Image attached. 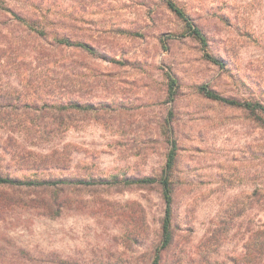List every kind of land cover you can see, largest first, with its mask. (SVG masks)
Masks as SVG:
<instances>
[{
  "label": "rangeland",
  "instance_id": "obj_1",
  "mask_svg": "<svg viewBox=\"0 0 264 264\" xmlns=\"http://www.w3.org/2000/svg\"><path fill=\"white\" fill-rule=\"evenodd\" d=\"M171 1L222 66L203 57L164 0H36L50 31L93 49L84 51L83 67L70 50L57 62L70 66L59 79L73 67L84 72V103L96 107L78 129L52 138L68 152L63 167L54 162L38 174L69 176L84 163V177L157 178L171 148L161 131L168 122L177 145L173 240L159 264H244L248 244L264 235V128L198 87L264 105V0ZM169 77L176 80L173 96ZM4 80L17 83L11 75ZM7 138L0 128V175L33 176L31 164L19 166L27 160L2 150L12 148ZM51 194L0 187V264H152L164 215L158 185L84 186L61 195L57 216L39 205Z\"/></svg>",
  "mask_w": 264,
  "mask_h": 264
},
{
  "label": "trees",
  "instance_id": "obj_2",
  "mask_svg": "<svg viewBox=\"0 0 264 264\" xmlns=\"http://www.w3.org/2000/svg\"><path fill=\"white\" fill-rule=\"evenodd\" d=\"M164 2L167 8L184 24L183 34L200 45L203 57L215 65L222 66L219 59L209 54L206 38L183 10L171 0H164ZM38 8L36 0H0V128L8 132L6 142L12 146L8 148L10 146L5 145L2 150L14 158L28 161L19 166L28 168L31 164V168L35 169L33 176L22 177V179L0 175V187L23 185L38 188L44 194L51 192L48 199H40L39 205L48 212L51 209V213L57 216L64 206V201L60 199L61 195L69 191L79 192L84 189V186L158 185L164 204V215L160 225V239L152 264H159L161 253L169 249L173 240L171 171L177 145L176 141L171 138L168 122L161 126V131L171 148L166 155L162 173L157 178L131 179L125 177L119 179L115 175L84 177V163L76 167L79 173H71L69 176L38 174L39 170L45 171L46 167L54 162L55 165L52 166L61 169L66 160L68 152L65 153V150L60 152L61 143L51 142L52 138L70 129H78L79 125L84 123V113H91L95 116L96 112V107L84 103V72L73 67L67 71L68 76H65V79H59V76L63 75L60 69L64 71L70 66L64 67L57 62L59 52L70 50L77 53L78 57L75 58L81 61L75 60V65L83 67L84 51L92 55L94 54L93 49L82 41L72 40L66 35L50 31L49 25L51 24L47 23L44 14L36 13ZM48 39L52 41L51 48L43 45V43L47 44ZM43 66H54V69L48 71ZM48 74L52 76L49 77ZM54 74L57 77L54 78ZM8 75L16 78L17 83L5 82L4 79ZM175 84L176 80L169 77V92L172 96L175 94ZM198 92L206 99L243 110L264 128V105L262 103L231 100L220 96L205 85L198 87ZM21 136L29 139L38 136L39 140L46 138L48 141L37 144L28 143L34 147V150L29 145H24L23 141L20 142ZM40 144H45L46 147H40ZM42 148L48 150L44 155H40L43 152L34 153ZM2 203L0 201V212L3 209ZM77 205L81 206L79 203ZM248 248L249 250L244 255V264H261L264 259V235L255 238L248 244Z\"/></svg>",
  "mask_w": 264,
  "mask_h": 264
}]
</instances>
